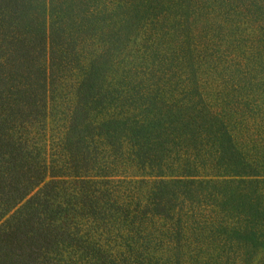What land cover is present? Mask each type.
<instances>
[{"label":"trees","instance_id":"trees-1","mask_svg":"<svg viewBox=\"0 0 264 264\" xmlns=\"http://www.w3.org/2000/svg\"><path fill=\"white\" fill-rule=\"evenodd\" d=\"M0 264H264V0H0Z\"/></svg>","mask_w":264,"mask_h":264},{"label":"rangeland","instance_id":"rangeland-1","mask_svg":"<svg viewBox=\"0 0 264 264\" xmlns=\"http://www.w3.org/2000/svg\"><path fill=\"white\" fill-rule=\"evenodd\" d=\"M222 188H225L223 185H222ZM227 189V188H226ZM227 190H229V189H227ZM211 255H213V253H211Z\"/></svg>","mask_w":264,"mask_h":264}]
</instances>
